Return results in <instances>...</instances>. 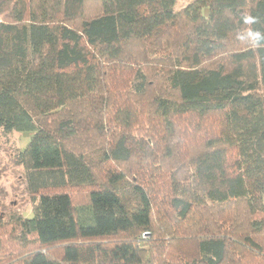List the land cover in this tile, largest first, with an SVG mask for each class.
Returning <instances> with one entry per match:
<instances>
[{"label":"trees","instance_id":"obj_1","mask_svg":"<svg viewBox=\"0 0 264 264\" xmlns=\"http://www.w3.org/2000/svg\"><path fill=\"white\" fill-rule=\"evenodd\" d=\"M177 5L0 0L35 200L0 264H264V0Z\"/></svg>","mask_w":264,"mask_h":264},{"label":"rangeland","instance_id":"obj_2","mask_svg":"<svg viewBox=\"0 0 264 264\" xmlns=\"http://www.w3.org/2000/svg\"><path fill=\"white\" fill-rule=\"evenodd\" d=\"M194 0H178L177 8L181 9ZM31 138L26 132H5L0 127V220L6 225L18 216L31 217L35 200L29 193L24 167L17 162V154ZM75 200L87 199L85 190L73 191ZM0 254L7 258L17 259L21 256L11 227H0ZM54 256H60V249L54 250Z\"/></svg>","mask_w":264,"mask_h":264},{"label":"built area","instance_id":"obj_3","mask_svg":"<svg viewBox=\"0 0 264 264\" xmlns=\"http://www.w3.org/2000/svg\"><path fill=\"white\" fill-rule=\"evenodd\" d=\"M149 236H150V233H149V232H144V233H143V237H144V238H148Z\"/></svg>","mask_w":264,"mask_h":264}]
</instances>
